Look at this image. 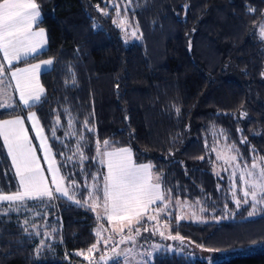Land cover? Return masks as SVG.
<instances>
[{"label": "trees", "instance_id": "1", "mask_svg": "<svg viewBox=\"0 0 264 264\" xmlns=\"http://www.w3.org/2000/svg\"><path fill=\"white\" fill-rule=\"evenodd\" d=\"M150 1L143 7L161 3ZM37 2L45 48L10 68L54 62L38 75L41 101L1 108L0 120L36 113L79 203L0 202V264H123L101 261V251L77 255H86L95 230L106 225L82 205L90 187L101 186L97 146L105 141L130 149L136 164L151 165L166 197L206 209L203 223L165 219L171 235L207 249L206 256L164 252L148 264H264V239L233 242L235 233L264 221V210L253 217L248 205L236 210L229 176L213 173L217 147L241 169L255 162L264 169V41L256 28L264 22V0H167L161 16L133 11V24L120 22L113 7L119 0ZM238 9L249 18L245 25ZM215 13L224 14L225 33L213 23ZM17 190L0 139V195ZM231 250L237 253L224 255Z\"/></svg>", "mask_w": 264, "mask_h": 264}, {"label": "snow or ice", "instance_id": "2", "mask_svg": "<svg viewBox=\"0 0 264 264\" xmlns=\"http://www.w3.org/2000/svg\"><path fill=\"white\" fill-rule=\"evenodd\" d=\"M40 7L37 0H2L0 2V52L3 53V58L8 65H12L13 61L19 60L21 55L27 56L37 53L39 48L42 47L43 40L46 37V30L38 27V21L41 17ZM113 7L119 13V6L113 5ZM97 8L104 15L108 14L107 11L100 9L99 6ZM250 11L253 10L250 9ZM261 29V35L264 37V26H261ZM53 62V60L49 59L44 61L43 64L51 65ZM40 68L41 64H34L29 68H16L11 71V76L16 81L20 102L25 106H32L42 99L41 94L44 89L40 86L36 75ZM4 74L5 66L0 64V75ZM5 106L11 107V104L0 105V107ZM27 118L32 121L36 137L40 139V146L49 164L48 171L52 175V183L56 185L55 192L70 199L68 192L62 189L57 182L59 169L55 161L47 156L50 147L46 144L45 137L42 135L43 130L39 127L36 113H30ZM53 135H55L54 129ZM0 138L3 139V145L11 158L21 189V191L10 195H0V201L15 202L24 201L26 198H53V191L46 184V177L43 175L35 149L28 136L27 129L24 127V119L18 116L14 119L0 120ZM244 142L241 141V143ZM104 143L105 145L108 144L107 141ZM104 155L108 158L107 175L104 177L105 183L103 186L104 209L107 219L109 222L113 219L126 221L118 230L113 229L114 232L118 231L119 233H123L125 228L128 230L127 235H121L119 241H116L117 246L129 241L135 243L136 237L141 235L143 222L145 220L158 222V214L164 212L167 207L165 205L164 208L155 209L157 215H152L149 214L150 205H154L158 201L163 202L167 197L161 192L159 177H156V182H153L154 178L150 171L152 166L136 164L130 149L120 148L112 152H106ZM231 159L235 160L236 157L233 156ZM256 166L253 163L252 167L256 168ZM246 175L252 177L254 173L248 171ZM93 179L96 178L94 177ZM240 180L245 185H248V188L243 192L245 199L243 201L236 199L235 204L237 208L242 204H248L249 200L247 197L251 194L253 211L249 212V216H252L255 214L256 205L264 203V169L259 174L258 182L248 181L243 173L240 176ZM76 202L79 203V201ZM177 203L179 204L180 202L177 201ZM92 210H95V206H93ZM200 211L204 212L206 209L201 208ZM181 219H183L182 216L177 217V221ZM143 230L145 232L149 231L147 227H144ZM153 231H156V229H153ZM97 235L99 236V232H97ZM159 235L164 236L165 233L160 231ZM168 239L183 242L185 238L176 234L169 235ZM112 240V236L104 239V246L108 247ZM99 243V240L94 243L88 249V253L93 254L99 251ZM131 251V249H124L118 252L116 248H113L111 257L105 254L101 255L99 259L106 262L109 259H116L118 256H130ZM77 255L84 254L78 252ZM85 259H89V256H85Z\"/></svg>", "mask_w": 264, "mask_h": 264}, {"label": "rangeland", "instance_id": "3", "mask_svg": "<svg viewBox=\"0 0 264 264\" xmlns=\"http://www.w3.org/2000/svg\"><path fill=\"white\" fill-rule=\"evenodd\" d=\"M122 2V4L119 5V18L121 23H126V24H133L134 19H133V11L137 12H146L147 14L155 13L158 16L163 15L165 12L162 11L163 5L167 3V0H161V3L158 5L161 6H154L152 3L151 6L147 9L146 7H143L147 2H151L150 0H119ZM198 7V6H197ZM126 9V11H125ZM236 17L241 19V22L244 23L245 20H249L248 17L244 15V10L241 12V10H237ZM256 14V13H255ZM213 23H216L218 25L217 27L219 28L220 31L225 33V30L228 28V26H225V18L223 13H215L213 14ZM224 25V26H223ZM245 25V23H244ZM261 26H264V22L261 24L256 25L257 31L259 36L262 38L264 41V37L261 35ZM222 33V34H223ZM40 52V51H39ZM37 52V53H39ZM2 53V52H0ZM36 53V54H37ZM2 63V62H1ZM0 63V64H1ZM20 66V65H19ZM19 66L13 67L17 68ZM9 66L8 68H10ZM46 68L49 67L48 65L45 66ZM29 68V67H25ZM23 69V68H21ZM41 69V68H40ZM39 69V70H40ZM15 70V69H14ZM263 76H264V69L262 71ZM0 105H7L11 104V107L13 105L19 107V108H25L28 106L23 105L20 102L19 99V92L16 88V81L12 78L11 76V69L9 72L7 71L4 75H0ZM4 77V78H3ZM38 78V76H37ZM5 109V108H10V107H0V109ZM32 113V111H28L22 115H18L19 117L24 119V127L27 129L28 136L31 139V143L33 148L35 149V154L38 158L39 164L43 170V175L46 177V184L48 185L49 189L53 191L54 196L53 197H61L66 199L68 202H71L73 204H77V202L74 200L71 192L69 189L66 187V185L63 182V179L61 178L59 171L57 172V182L61 186L62 189L66 190L69 194L70 199L65 197L64 195L60 193L55 192L56 185L52 183V175L48 171L49 164L48 161L45 158V153L41 148V142L40 139L36 137V133L33 130V123L32 121L28 120V115ZM18 116L12 117V118H7V119H14ZM5 120V119H2ZM39 122V121H38ZM40 127V124H39ZM41 128V127H40ZM42 135L45 137L43 131ZM3 144V139L0 138ZM45 142L47 143V140L45 138ZM4 146V145H3ZM120 148H126V147H118L110 142H108L107 145L105 143H101L97 146V155H98V161L99 164L102 165L103 167V173H102V183L101 186H91L89 189V194L85 197L84 201L82 202V205L85 207L89 208L92 210L93 206H95V210H92L94 214L102 218L105 222L106 225H99L97 229L95 230L96 234V242L99 240L100 243L98 245L99 251L103 252L104 254L108 255L111 257L113 255L112 249L116 248V250L119 252L124 249H131V255L130 256H118L116 258H119L120 261L123 264H148L149 260L152 258L153 255L158 254V253H164V252H173L176 254H184L188 258H193L195 255H200V256H206L209 251L207 249L199 248L196 246H191L187 242L183 241H174L171 239H168V236L171 235L168 230V225L165 224V219L169 218H175L177 220L178 216H182L183 221H189L193 223H203L207 221L206 218L203 217V212L200 211L201 206L199 203L196 202H186V201H180V200H171L167 197V199L163 202H157L154 205H150L149 209V214L152 215H157L155 212V209L157 208H164L165 205H167L166 209L164 212L158 214V222L157 221H147L145 220L143 222V227H141V235L136 237V242L133 243L131 241L125 243V244H120L117 246L116 241H119L121 235H127L128 230L127 228L124 229L123 233H119L118 231L114 232L113 229H119L123 224L126 223V221H121V220H116L113 219L111 222L108 221L107 219V214L104 209V199H103V186H104V177L107 175V156L104 155L106 152H112L115 151L116 149ZM4 149L7 154V149L4 146ZM215 158L217 163L213 165V173L215 174H220L226 172L227 175L229 176L230 180V187H231V197L232 201L234 202L236 210H239L243 206H249L250 211L253 210L252 207V198L251 194L247 197L249 200L248 204H242L239 208H237L235 204L236 199H240L243 201L245 199L243 192L248 188V185H245L243 182L240 180L241 174H245V178L252 182V181H259V174L262 170L261 164L259 162H255L257 165L256 168H253L252 165L249 168H239L237 167L235 160L231 159L233 155L226 150L224 147H217L214 150ZM8 156V154H7ZM49 159L54 160L51 151L47 154ZM9 161L11 163V167L14 171L15 174V168L12 165L11 158L8 156ZM56 164V163H55ZM141 164H146L149 165L148 163H141ZM139 165V164H138ZM152 175H153V182L155 181V178L157 175L152 172L150 169ZM248 171H252L254 175L252 177H248L246 173ZM16 177V175H15ZM17 184H18V190L13 192H19L21 191L18 178L16 177ZM13 193H7V194H2V195H10ZM259 196V193H258ZM45 199L48 197H44ZM43 198V199H44ZM37 201H40L41 198H36ZM25 200H30V199H25ZM177 201L180 203L178 204ZM4 203L5 201H0ZM15 202H20V201H15ZM5 203H13V202H5ZM260 210V211H259ZM264 210V203H258L256 205V210L259 214ZM256 214L249 216V213L247 214L248 217H253L256 216ZM36 216V214L33 215V217ZM139 226V225H136ZM144 227H147L149 231L145 232L143 230ZM153 229H156V231H153ZM36 231V230H35ZM163 231L165 233L164 236H160L159 232ZM38 232H42L43 236L45 237L47 235V232L43 227L38 228ZM97 232H99V236L97 235ZM134 234V233H133ZM109 236H112L113 240L112 243L108 245V247L104 246V239H107ZM237 236H242V239L244 241H251L254 239H264V221L258 222V223H252L247 225L244 229L241 231L237 232L234 234L233 237V242L237 243ZM241 239V240H242ZM95 242V243H96ZM237 250H231L229 251L226 255H232L237 253ZM98 252V251H97ZM85 256H89V258H92L93 254L86 253V255H83V258Z\"/></svg>", "mask_w": 264, "mask_h": 264}, {"label": "crops", "instance_id": "4", "mask_svg": "<svg viewBox=\"0 0 264 264\" xmlns=\"http://www.w3.org/2000/svg\"><path fill=\"white\" fill-rule=\"evenodd\" d=\"M2 2V1H1ZM34 30H36V29H34ZM45 38H44V40H43V45H42V47L41 48H39V50L37 51V52H39V51H42L44 48H45ZM36 54V53H35ZM35 54H33V55H35ZM33 55H27V56H25V55H21V57H20V59L19 60H17V61H13V63H12V65H14V64H16V63H18L19 61H21V60H24V59H26V58H28V57H31V56H33ZM47 59H44V60H40V61H37V62H33V63H30V64H24V65H20L19 67H17V68H25V67H30L31 65H34V64H41V69L40 70H38V72L36 73V75L38 76L39 75V73H41L42 71H45L47 68L45 67L46 65H44L43 64V62L44 61H46ZM2 62V63H1ZM0 63L1 64H4V66H5V73L8 71L9 72V70L11 69V71H13L14 69H16V68H14V69H12V68H8L9 66H12V65H8L7 64V62L4 60V58H3V53H0ZM49 66V65H48ZM0 78H2V77H0ZM4 78V77H3Z\"/></svg>", "mask_w": 264, "mask_h": 264}]
</instances>
